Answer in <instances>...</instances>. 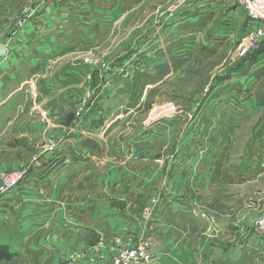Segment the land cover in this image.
<instances>
[{
	"label": "rangeland",
	"instance_id": "obj_1",
	"mask_svg": "<svg viewBox=\"0 0 264 264\" xmlns=\"http://www.w3.org/2000/svg\"><path fill=\"white\" fill-rule=\"evenodd\" d=\"M211 5L0 0V45L9 48L0 74L17 72L21 86L16 112L0 135V160L17 149L24 160L0 169V197L67 142L87 149L95 167L60 199L63 212L86 217L95 213L91 197H108L106 213H124L131 223H123L127 233L75 234L78 240L69 239L66 256L54 263L2 246L10 254H0V264H114L110 253L154 236L168 220L181 231L177 264H202L218 246L234 257L244 237L238 232L264 217V168L241 178L264 138V41L249 47L259 25L233 0ZM254 160L263 163L264 152ZM19 171L23 177L8 189L6 178ZM171 178L208 211L201 223L166 213L160 195L146 196ZM217 216L245 227L226 228L225 236Z\"/></svg>",
	"mask_w": 264,
	"mask_h": 264
},
{
	"label": "crops",
	"instance_id": "obj_2",
	"mask_svg": "<svg viewBox=\"0 0 264 264\" xmlns=\"http://www.w3.org/2000/svg\"><path fill=\"white\" fill-rule=\"evenodd\" d=\"M210 2L216 7L218 3H223L224 0H202L196 5L202 8L209 7L212 4ZM106 7L103 8L105 10L111 9L108 5ZM0 47L6 50L5 54H0V62H6V57L9 56V48L5 45H0ZM235 79V82L241 80L239 77H235ZM0 81L1 135L8 121L13 118L16 112L18 104L15 93L21 86L18 85L20 80L17 79V72H1ZM6 96L8 99L13 96L14 99L8 101ZM244 142L246 146L247 140H244ZM263 143L264 138H262L260 147L252 151L251 158L247 159L245 169L242 171V179L249 180L250 177L256 176L259 171L263 170L264 162L258 163L254 160V157L257 158V155L261 156V153L264 152L260 149ZM229 154V160L233 159V152L230 151ZM94 158L81 145L80 147H71L67 142L45 154L39 167L32 168L27 178L16 189L0 197V246L8 248L10 252L16 255L21 253L25 255L33 254L39 258L45 255V259H48L50 263H54L64 254L66 256L67 242L69 239H73L71 237H75V234L85 233L88 235L95 232L106 234L114 231L121 234L122 232H129V228L123 225V223L131 224L128 222L126 214L120 213L113 217L112 214L106 213L108 207L106 199L108 197L105 199L91 197L96 201L93 206L95 213L91 209L86 217L83 212L70 215L61 209L60 199L67 200L68 193L79 189L77 181L89 179V172L95 167L92 166ZM23 161V159H20V152L17 149L10 156H7V160H0V163L3 162V164H0V169L3 167L18 168ZM235 161L236 159H233L230 162V170ZM221 170L219 168V171ZM233 171L235 170L233 169ZM87 184L90 187V183ZM178 189L179 186L177 183L174 186V180L171 178L164 189H153L146 196L160 195L161 207L166 213L181 218L188 215L190 218H198L197 220L201 223V220H203L201 214L208 211L196 206L187 194L180 192ZM109 198L113 199L114 197L110 196ZM116 220L122 221V225L116 224ZM156 220L160 222V219L156 218ZM163 223L162 229L154 234L158 245L153 264H177L173 257L175 252L183 245L181 231L176 228L178 223L170 222V220ZM215 223L217 227L225 228L221 231L225 236L230 233L226 228L233 230L245 227L240 220L226 219L220 216L216 217ZM254 227L253 224H249L246 225L243 231L238 232L239 235H244V237L238 243L237 247L239 249H235L236 254L233 258L226 255L228 251H224L223 246H218L216 250L212 251V254L209 253L206 257H203L202 264H264V235L257 233ZM44 237L50 240L44 239ZM73 240L77 241L78 239ZM186 245H188L187 242ZM246 245L251 248L245 250ZM259 254L260 257H258Z\"/></svg>",
	"mask_w": 264,
	"mask_h": 264
},
{
	"label": "built area",
	"instance_id": "obj_3",
	"mask_svg": "<svg viewBox=\"0 0 264 264\" xmlns=\"http://www.w3.org/2000/svg\"><path fill=\"white\" fill-rule=\"evenodd\" d=\"M202 0H179L184 5H196ZM242 10H245L249 19L253 23H257L258 30L251 34L248 39L249 47L259 48L260 44L264 41V0H233ZM24 173L19 171L9 178H6V187L12 188L23 177ZM256 230L264 235V217L259 219L256 223ZM155 236H149L139 241L136 246L132 248L122 249V251L112 252L110 255L114 264H153L155 251L157 247Z\"/></svg>",
	"mask_w": 264,
	"mask_h": 264
},
{
	"label": "trees",
	"instance_id": "obj_4",
	"mask_svg": "<svg viewBox=\"0 0 264 264\" xmlns=\"http://www.w3.org/2000/svg\"><path fill=\"white\" fill-rule=\"evenodd\" d=\"M6 251H7V250L3 249V247L0 246V254L5 253ZM8 251H9V250H8ZM8 251H7V252H8ZM9 252H10V251H9ZM9 252H8V253H9ZM9 254H10V253H9Z\"/></svg>",
	"mask_w": 264,
	"mask_h": 264
},
{
	"label": "water",
	"instance_id": "obj_5",
	"mask_svg": "<svg viewBox=\"0 0 264 264\" xmlns=\"http://www.w3.org/2000/svg\"><path fill=\"white\" fill-rule=\"evenodd\" d=\"M5 52H6V50H5L4 48L0 47V54H1V55H2V54H5Z\"/></svg>",
	"mask_w": 264,
	"mask_h": 264
}]
</instances>
